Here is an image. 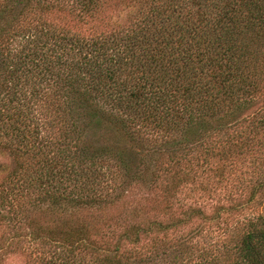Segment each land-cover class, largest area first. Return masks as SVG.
I'll use <instances>...</instances> for the list:
<instances>
[{
    "label": "trees",
    "instance_id": "trees-1",
    "mask_svg": "<svg viewBox=\"0 0 264 264\" xmlns=\"http://www.w3.org/2000/svg\"><path fill=\"white\" fill-rule=\"evenodd\" d=\"M104 2L3 4L0 147L19 164L8 181H0V221H12L15 230L13 241L2 239L1 248L13 254L21 253L20 245L33 246L41 264H80L77 250L91 251L90 264H122L121 257L98 255L82 219L66 224L58 217L29 218L24 212L43 203L57 206L72 200L88 206L104 200L120 189L119 171L129 167L125 154L141 150L142 168L130 171L128 183L137 190L160 189L164 211L172 215L173 207L181 204L177 194L195 177V161L200 159L195 153L200 151L208 165L216 148L225 159L232 146H241L243 136L234 117L253 99L264 77V0H131L133 9L123 22L113 21L94 36L72 32L40 13V29H14L20 17L35 13V7L78 9L90 15L96 8L99 13ZM7 11L11 18L3 16ZM260 120L262 125L264 116ZM105 122L129 138L128 151L112 147V155L105 146L95 153L77 144L68 147L81 141L93 125ZM135 135L151 137L152 145L159 141L163 147L135 150ZM258 183L257 190L263 189L264 179ZM123 196L121 189L116 201ZM134 209L146 213L143 206H133V213ZM198 211L192 208L186 214L192 218ZM153 220L146 228L129 224L118 237L137 246L152 226L166 233L184 221ZM59 235H64L60 242L52 238ZM39 238L54 242L48 258ZM157 243L151 242V247L157 245L155 258L163 264H264V211L250 214L244 230L224 244L233 252L229 262L205 249L196 256L192 248H185L184 239L179 242L181 251L160 258Z\"/></svg>",
    "mask_w": 264,
    "mask_h": 264
},
{
    "label": "rangeland",
    "instance_id": "rangeland-1",
    "mask_svg": "<svg viewBox=\"0 0 264 264\" xmlns=\"http://www.w3.org/2000/svg\"><path fill=\"white\" fill-rule=\"evenodd\" d=\"M5 1L0 0V22ZM130 2L131 0H105L99 13H97L96 8L93 14L90 15H87L88 13L80 14L78 9L77 11L69 12L67 10H59L56 7L52 10L46 7L44 9L35 7L36 9L33 11L36 14L30 13L20 17V20L14 24V29L16 31L25 28L23 30L25 32H31L37 30V28L40 29L42 24L37 22L36 17L42 14L52 23H59L72 32H78L84 36H94L104 32L108 26L112 25L113 21L117 23L123 22L124 18L129 16L128 14L133 9ZM64 6L68 9L70 8V3H65ZM3 16L11 18L13 14L7 11V14H3ZM27 26H29V29ZM263 116L264 77L253 99L237 112L234 117L236 119L233 118L238 134L241 137L243 136L242 140L239 141L241 146H232L230 149L232 154L229 157L226 156L225 159L223 156L221 157L220 150L216 148L213 155L214 158L207 160L208 165L201 159L200 151H197L195 154L200 159L195 161L198 162L194 166L195 177H193V181L186 183V187H183L184 190L177 194V197L181 198L179 199L181 204L177 203L173 207L172 215L164 211L162 200L165 194L160 189H154L150 192L137 190L135 185L128 183L130 182V171L142 168L141 150L133 154L129 152L125 147L128 148V144L131 141L117 126L110 122L101 123L100 125L96 123L90 131L85 133L86 135L81 141H72L73 143L69 144L68 147L73 149V145L77 144L80 147L83 146L86 151L89 150L93 153L100 146H105L110 153L112 147H119L120 149L124 147V150L128 151V153L125 152V162H128L129 167L127 170L123 168L122 172L119 171L120 174L123 173L120 189L114 192L107 190L110 194L104 200L102 199L92 205L82 206L75 201L66 200L57 206L51 203H43L34 209L29 207L24 213L29 218L33 216L58 217L60 218L57 219L58 221H63L66 224L70 221H75L77 218L82 219L81 224H88L85 234L94 244V248H97L98 255L101 258L105 257V255L115 256L116 258L121 257L122 264H163L162 260L155 258L157 245L153 248L151 247V242H158L160 258L165 257L167 259L169 254L181 251L182 248L179 245L181 239L185 240V248H192L196 256L205 249V251L212 252L213 256H218L221 262H229L233 259L231 254L233 252L227 251L229 246L224 244L231 243V239L244 230L250 214L264 211V188L257 190L258 182L264 179V123L262 125L258 124ZM232 130H234L233 127ZM147 138V136L140 137L135 135V150H137V147L139 149L144 147L152 148L157 145H160L161 148L163 147L159 141H157L158 144L152 145L150 140L153 138ZM247 138L251 140H244ZM111 154L113 155L114 152ZM110 160L114 162V159ZM18 161L9 150L0 147V181L3 179L8 181L10 174L18 166ZM143 162L144 164L147 163L144 160ZM164 166L163 164L162 167L164 168ZM202 168L205 169V172H202ZM207 177H209V180ZM216 186L217 188H215ZM121 189L124 196L119 201H116V196ZM33 196L35 194L29 197ZM133 206H143L146 213L139 210L140 213L137 214L136 209H134L133 213ZM192 208H199L200 211L190 218L186 213ZM5 209L7 208L5 207ZM157 217L166 221L172 219V222L178 219L184 221L166 233L152 226V231L148 232L147 236H144L142 240L140 239L137 246L129 243L127 239L123 240L118 237L119 232L127 228L129 224H139V226L146 228L148 221H154L153 219L156 220ZM3 218L6 219L5 217ZM187 218H189L188 221L186 220ZM158 220L162 219L158 218ZM166 221L163 220L162 222ZM12 224V221L10 223L0 221V264H41L39 263L41 259L36 254L37 251L33 246L20 245L18 249L21 253L13 254L9 251L4 252L5 248H1L4 244L2 239H6V243L13 241L11 237L14 236L15 230L12 228ZM61 229L64 231L67 227L63 226ZM63 236H53L52 238L60 242L63 240ZM39 241L42 244V248L47 252H45V256L48 258L49 250L54 248L52 246L54 242L50 239L42 240L41 238H39ZM207 244H209L208 246H214L208 248ZM72 245L75 247V243ZM14 246H11L12 250L15 249ZM116 248L118 250L117 253L115 252ZM132 248L133 251L136 248L139 251L136 249L131 255L129 251ZM76 253L80 264H90L94 257L90 254L91 251L78 252L77 250ZM9 254H11V257L8 256L9 258H7L6 256Z\"/></svg>",
    "mask_w": 264,
    "mask_h": 264
}]
</instances>
